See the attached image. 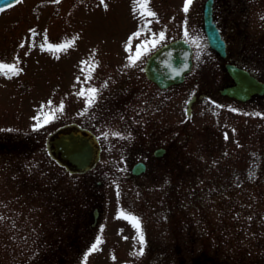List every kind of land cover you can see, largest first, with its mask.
I'll return each instance as SVG.
<instances>
[{"label": "rangeland", "instance_id": "obj_1", "mask_svg": "<svg viewBox=\"0 0 264 264\" xmlns=\"http://www.w3.org/2000/svg\"><path fill=\"white\" fill-rule=\"evenodd\" d=\"M205 2L22 0L0 12V64L16 66L0 69V264H264V95L220 92L232 78L207 44ZM215 18L231 59L264 80V0H216ZM160 31L162 45L196 43L192 71L162 101L144 71L160 46L129 61ZM72 128L106 134L85 171L48 150ZM137 160L147 169L135 175Z\"/></svg>", "mask_w": 264, "mask_h": 264}, {"label": "water", "instance_id": "obj_2", "mask_svg": "<svg viewBox=\"0 0 264 264\" xmlns=\"http://www.w3.org/2000/svg\"><path fill=\"white\" fill-rule=\"evenodd\" d=\"M214 0H207L204 9L205 30L209 44L223 57L227 56V44L222 37L219 27L213 17ZM8 4L14 5V0H0V8H8ZM187 65V67H185ZM193 65V47L185 39H176L158 48L147 60L145 71L149 78L157 82L161 87L182 82L185 75ZM226 68L234 79V83L225 86L221 92L225 95L240 100H248L255 94H264V82L251 74L247 69L234 63H227ZM179 73V74H177ZM196 97L190 100L188 113ZM52 142L57 154L65 160H69L77 169L90 168L96 158V145L88 135L81 132L70 131L55 137ZM165 148H158L155 154L161 156ZM146 169V164L139 161L133 167V173L140 174ZM95 210V216H98Z\"/></svg>", "mask_w": 264, "mask_h": 264}, {"label": "snow or ice", "instance_id": "obj_3", "mask_svg": "<svg viewBox=\"0 0 264 264\" xmlns=\"http://www.w3.org/2000/svg\"><path fill=\"white\" fill-rule=\"evenodd\" d=\"M21 2H22V0H14L15 4H20ZM57 2H59V0H57ZM101 2L103 3V0H101ZM138 2L140 3L141 8L143 9L144 4H146L148 2V0H138ZM191 3H192V0H185V5L183 8V10L185 12L188 11L189 5ZM7 6L12 7L13 5L8 4ZM2 11H4V9L0 8V12H2ZM142 14L147 15V16H155L156 15L154 12H147V13H142ZM149 23H151V22L149 21ZM30 31L35 33L34 29H31ZM133 35L136 37H139L142 35V33L137 32V33H134ZM184 35H185V37H187L189 35L187 29H185ZM165 40H166V34L164 31H160L158 33V38H157V34L153 33L152 36L148 40L143 41L137 47L135 54L129 57L130 64L135 65L137 63V61L140 60L142 55L146 54L147 52H149L152 49L157 48L158 46H161L162 42H164ZM70 43L71 42L60 43V44H50L48 46V50L53 51V52H57V51H60V50H63L65 48L69 47ZM21 47H24V45L22 44ZM41 47H43V45H41ZM141 49H143V51H141ZM128 50L131 51V48H129ZM82 63H86V62H82ZM185 67H187V65H185ZM3 68H7L10 72H12L13 74H16V66L14 64H0V69H3ZM177 74H179V73H177ZM87 91L92 94V96L87 99V105L91 106L95 100V94L97 93L98 90L95 87H92V88H89ZM78 95L84 96V92L82 91V92L78 93ZM49 103H51V102H49ZM62 108H63V105H61L59 108L53 109L52 113L50 115L54 118L55 113L61 111ZM38 126H41V125H38ZM116 135H118V134H116ZM121 215L123 216L124 219L131 221L134 224V226L137 229H139L140 225H139V220L137 217H135L131 214H128V213H124L123 211L121 212ZM139 240H140L141 244H143L144 236L142 233H140V235H139ZM99 243H100V240H99V238H97L96 243H94L91 246V251H95L97 248V245ZM139 254H141V255L143 254V248H141V251Z\"/></svg>", "mask_w": 264, "mask_h": 264}, {"label": "flooded vegetation", "instance_id": "obj_4", "mask_svg": "<svg viewBox=\"0 0 264 264\" xmlns=\"http://www.w3.org/2000/svg\"><path fill=\"white\" fill-rule=\"evenodd\" d=\"M215 5H216V0L214 1V18H215ZM215 20H216V22L218 23L219 21H218V19L217 18H215ZM219 25V24H218ZM222 31V30H221ZM222 34H223V36L225 37V39H226V36L224 35V33L222 32ZM227 40V39H226ZM206 41H207V38H206ZM227 45H228V50H229V57L228 58H223V60H225V61H229L230 59H231V57H230V50H231V46H230V43L228 42V40H227ZM232 60V59H231ZM233 61V60H232ZM236 62V61H235ZM236 63H238L239 65H242V64H240L239 62H236ZM146 78H145V80L146 81H148L149 83H150V86L151 87H153L155 90L154 91H156L157 92V94H155L156 95V97H157V99H158V101L160 100V101H162V99H163V90H166V89H170L172 86H174V85H171V86H169V87H167V88H161L160 86H158L157 85V83H155L153 80H151V79H149L147 76H145ZM142 126H143V128H144V126L147 128V130H146V132H145V134H144V136L145 137H147V134L149 133V132H151L153 129H154V122L152 121V119L151 118H149L148 116H146V117H142V119H141V122H139ZM72 130H74V131H80V130H76V129H74V128H72V129H68V130H65V132H67V131H72ZM107 131H108V136L110 135V136H112V135H115L116 136V134H115V132H114V129L113 128H108V129H106ZM84 131V130H83ZM85 133H87V134H89L90 136H91V138L95 141V143L97 144V147L100 149V150H98L99 152H101V150H102V147H100L101 145H98L99 143H100V141H102L104 138V136L106 135V134H104V133H101V134H99V135H96V134H90V132H88V131H85ZM118 135L117 136H119V133H117ZM48 150L50 151V152H56L55 151V149H54V145H53V143H51V140H50V144H49V148H48ZM99 152L97 153V155L99 156ZM56 157H58L59 159H61V156H60V154L58 155V154H54ZM63 160V159H62ZM64 161V160H63ZM138 161V160H137ZM136 161V162H137ZM64 162H66V164H68L67 166L70 168V169H72V170H75L76 169V167L73 165V164H71L69 161H64ZM95 210H98V208H95ZM95 210H94V212H95ZM97 219L98 218H96L95 217V215H94V222H93V224H96V222H97Z\"/></svg>", "mask_w": 264, "mask_h": 264}]
</instances>
